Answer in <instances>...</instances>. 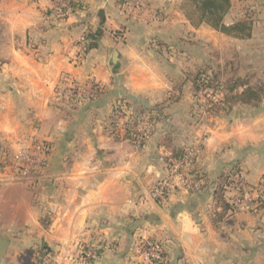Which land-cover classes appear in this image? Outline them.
<instances>
[{
  "label": "crops",
  "instance_id": "obj_1",
  "mask_svg": "<svg viewBox=\"0 0 264 264\" xmlns=\"http://www.w3.org/2000/svg\"><path fill=\"white\" fill-rule=\"evenodd\" d=\"M66 1L82 7L63 17L52 0H0V264H36L42 247L51 264H78L81 244L100 248L87 264H143L145 238L163 243V264H264V205L226 214L213 190L234 164L251 185L264 177V99L222 104L193 120V68L209 61L193 46L220 49L211 34L222 33L194 27L174 0H149L159 19L131 0ZM257 36V27L250 39L227 35L248 47L249 72L239 75L258 77L252 54L264 35ZM66 77L100 93L66 99ZM121 98L153 109L141 123L152 131L142 146L114 127ZM38 142L50 146L44 166L21 176L15 157ZM185 146L201 147L194 166L206 190L151 199L169 158Z\"/></svg>",
  "mask_w": 264,
  "mask_h": 264
},
{
  "label": "built area",
  "instance_id": "obj_2",
  "mask_svg": "<svg viewBox=\"0 0 264 264\" xmlns=\"http://www.w3.org/2000/svg\"><path fill=\"white\" fill-rule=\"evenodd\" d=\"M138 4L137 2L131 3ZM52 7L55 12L64 13L70 8L66 0H52ZM82 48L85 49L86 37L81 38ZM66 81L62 91L64 98L70 100H83L94 94L93 83L80 85L72 78H64ZM112 120L114 127L118 130L127 131L130 128L131 117L129 112L124 109L113 111ZM151 128L147 124H140L133 128V142L137 146L144 145L151 137ZM50 150V146L44 142H38L32 148L23 149L15 157L14 169L21 176L38 175L44 166L45 158ZM40 155V158L36 156ZM201 151V147H188L184 155L175 158L167 167V172L160 177L150 188L148 196L159 202H166L170 193L176 188L189 192L203 190L204 180L202 175L192 171V165ZM232 184L228 187L227 195L229 201L235 206L233 213L248 211L256 212L264 205V177L256 185H251L246 181V173L239 169L231 176ZM144 198H142L143 200ZM99 249L93 245L81 244L79 254L76 257L78 264H87L97 261L100 258ZM165 247L157 239L145 238L140 242V256L143 264H157L163 260ZM51 253L44 251L39 255L37 264H51Z\"/></svg>",
  "mask_w": 264,
  "mask_h": 264
},
{
  "label": "trees",
  "instance_id": "obj_3",
  "mask_svg": "<svg viewBox=\"0 0 264 264\" xmlns=\"http://www.w3.org/2000/svg\"><path fill=\"white\" fill-rule=\"evenodd\" d=\"M258 1L261 5H264V0ZM232 6V0H191V7L187 10V12H185V15L194 26L207 24L213 29L230 37L237 39H250L253 34L254 23L248 17L239 18L231 23L225 21V18ZM81 7V5L75 2L70 3V9H77ZM201 69L194 79V87L199 89V80H202L208 86L213 85L214 87H220L224 93L222 100L224 105L246 104L257 106L264 99V81L256 78L253 74L239 75V68L236 65L235 60H226L224 65H219L216 69H212L211 67H209L208 70H206L205 67L204 69ZM93 86L95 92L93 95L88 97L89 99H93L100 93L99 86L97 84H93ZM129 107H131V104L124 98H121V100L115 103L113 111L116 109L124 110ZM136 112H139L140 116L144 117L147 113L152 114L153 109L143 106L138 110H134V119H136L135 117L137 116ZM134 119L130 122V128L127 130L131 137H133L134 125L139 122V120L135 122L136 120ZM188 147L190 146H185L184 148L174 152L167 162V167L173 159L182 157ZM5 163L6 161H1L0 168L4 167ZM238 170L239 166L237 164L232 165L228 172L220 177L213 188L214 195L222 206V212L226 214H233L232 211L235 208V206L229 201L227 192L228 187L232 184L231 176ZM192 171L200 174V171H197L195 168H193ZM202 177L204 180L202 187L203 190H206L207 182L203 175ZM44 251H48V249L46 247H42L40 252L43 253ZM164 260L165 251L163 253V260L157 264H163ZM37 262L38 261H36V264Z\"/></svg>",
  "mask_w": 264,
  "mask_h": 264
},
{
  "label": "rangeland",
  "instance_id": "obj_4",
  "mask_svg": "<svg viewBox=\"0 0 264 264\" xmlns=\"http://www.w3.org/2000/svg\"><path fill=\"white\" fill-rule=\"evenodd\" d=\"M131 3L137 2L138 4L132 5L135 6L142 12L141 14L151 16L153 18H158V12L154 7H152V4L149 0H131ZM172 2V1H171ZM233 6L229 13L227 14V17L225 18L228 23H231L239 18L248 17L251 21L254 23V28L257 27L258 29V36L257 38L264 35V5H261L258 0H232ZM176 8H174L175 11H178L180 14L183 15V17L186 18L185 12L189 10L191 7V0H174L173 1ZM173 10V12H174ZM175 16L176 13L174 12ZM59 16H65L64 13L58 14ZM159 19V18H158ZM188 22H190L188 20ZM191 24V22H190ZM201 25V24H200ZM194 26V25H193ZM197 27V26H194ZM219 32V31H218ZM0 33L2 34V28L0 27ZM221 33V32H219ZM202 34V32H200ZM206 34V33H205ZM212 39L214 42H218V46L220 49H204V46L201 47V45H194L193 46V52L194 55L199 57L201 54H206L208 56L209 61L208 63H205L200 68H193V77L195 79L198 72H200V69L206 68V70L211 67L212 69H216L219 67V65H224L226 63V60H235L236 65L238 66L240 72H246L248 70V67H245L248 63V54L245 53V50L248 48L247 46H244V44L241 41H232V39L227 38V35L222 33L221 35H217L216 33L211 34ZM210 34H207L206 36L210 37ZM188 37L189 35L186 34ZM192 38H197L196 34L192 35ZM183 44V43H181ZM261 46H258V52L253 53L252 55L255 56L257 61L252 64L251 66V72L257 73L258 79H261L264 81V47L260 48ZM252 56V58H253ZM200 58V57H199ZM201 69V70H202ZM208 72V71H207ZM249 72V71H247ZM226 75V74H224ZM256 79V78H255ZM80 85H86L89 83H80L78 81H75ZM92 83V82H91ZM198 87L199 89H194V111H193V120L194 122H199L202 120H205L210 114L213 112H217L220 108H222V100L224 97V93L220 87H214L213 85L208 86L205 82L202 80L198 81ZM221 92V93H220ZM132 107L127 108L126 110L129 112L131 121L134 119V110H138L140 108V105L137 103H133L131 105ZM220 107V108H219ZM209 111V112H207ZM137 116L135 117L139 122L134 125L136 127L137 125H140L143 120L150 119L152 117L151 113H147L145 117L140 116L139 112H136ZM149 114V115H148ZM191 147H199V146H191ZM195 163H193L192 168H195ZM201 172V171H200ZM202 175V172L199 174ZM248 212V211H244ZM253 212V211H251Z\"/></svg>",
  "mask_w": 264,
  "mask_h": 264
},
{
  "label": "water",
  "instance_id": "obj_5",
  "mask_svg": "<svg viewBox=\"0 0 264 264\" xmlns=\"http://www.w3.org/2000/svg\"><path fill=\"white\" fill-rule=\"evenodd\" d=\"M117 57H118V53L115 52L114 55H113V61H115Z\"/></svg>",
  "mask_w": 264,
  "mask_h": 264
}]
</instances>
